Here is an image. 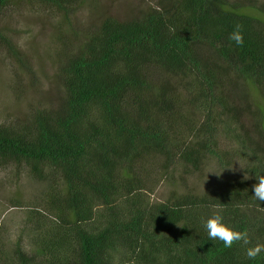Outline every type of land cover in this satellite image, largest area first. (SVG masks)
I'll return each instance as SVG.
<instances>
[{
	"label": "trees",
	"instance_id": "trees-1",
	"mask_svg": "<svg viewBox=\"0 0 264 264\" xmlns=\"http://www.w3.org/2000/svg\"><path fill=\"white\" fill-rule=\"evenodd\" d=\"M88 1L0 0V24L18 4L52 9L71 24ZM237 24L243 45L229 39ZM1 29L0 47L19 59ZM67 36H58L53 59L59 104L0 122V167L25 169L47 184L28 213V244L20 238L4 250L0 237V264H264V252L246 255L264 244V202L253 196L264 152L247 139L242 144L255 156L248 179L223 193L153 199L178 162L198 166L192 140L204 123L209 131L219 108L232 110L226 79L202 45L246 82L264 135V7L159 0L134 18L106 13ZM203 146L219 156L212 139ZM217 212L250 243L226 248L209 239L205 223Z\"/></svg>",
	"mask_w": 264,
	"mask_h": 264
},
{
	"label": "rangeland",
	"instance_id": "rangeland-1",
	"mask_svg": "<svg viewBox=\"0 0 264 264\" xmlns=\"http://www.w3.org/2000/svg\"><path fill=\"white\" fill-rule=\"evenodd\" d=\"M158 1L89 0L86 7L72 17L71 24H65L52 9L37 4H18L6 10L1 16V32L7 33L14 42L19 59L0 47V122L23 119L35 108H55L59 104L63 91L53 60L59 35L64 37L72 31L90 28L106 13L120 20L134 18ZM252 1L264 7V0ZM199 52L226 79L232 110L224 112L219 108L209 131L204 123L192 140L199 158L198 166L178 162L155 190L154 200L174 203L192 194L223 193L232 182L248 177L247 169L254 164L255 156L243 146L242 138L264 152V135L246 82L224 66L211 48L202 45ZM210 139L219 156L209 154L203 146L204 141ZM46 186L25 169L0 167V237L4 250L13 251L20 238L24 246L28 244V213L39 207L37 203Z\"/></svg>",
	"mask_w": 264,
	"mask_h": 264
},
{
	"label": "clouds",
	"instance_id": "clouds-1",
	"mask_svg": "<svg viewBox=\"0 0 264 264\" xmlns=\"http://www.w3.org/2000/svg\"><path fill=\"white\" fill-rule=\"evenodd\" d=\"M230 40L235 41L237 45H243L244 37L242 33V25L237 24L234 31L229 36ZM249 177H244L248 179ZM257 183L253 185L254 197L261 202H264V175L256 178ZM205 228L209 239L220 240L226 248H231L234 243L243 242L245 245L250 243L246 231H239L224 222L223 216L217 212L207 219ZM264 252V244H256L247 248L246 255L249 259L257 258Z\"/></svg>",
	"mask_w": 264,
	"mask_h": 264
}]
</instances>
